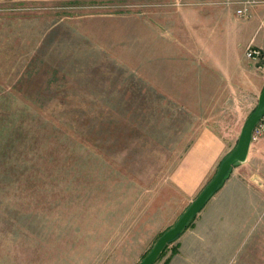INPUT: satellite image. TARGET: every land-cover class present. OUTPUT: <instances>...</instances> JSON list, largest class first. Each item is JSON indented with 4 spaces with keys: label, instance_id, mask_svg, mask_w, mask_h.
<instances>
[{
    "label": "rangeland",
    "instance_id": "obj_1",
    "mask_svg": "<svg viewBox=\"0 0 264 264\" xmlns=\"http://www.w3.org/2000/svg\"><path fill=\"white\" fill-rule=\"evenodd\" d=\"M224 1L0 0V264H139L177 222L191 140H234L264 87L238 45L264 20ZM248 157L256 187L153 264H264V136Z\"/></svg>",
    "mask_w": 264,
    "mask_h": 264
},
{
    "label": "crops",
    "instance_id": "obj_2",
    "mask_svg": "<svg viewBox=\"0 0 264 264\" xmlns=\"http://www.w3.org/2000/svg\"><path fill=\"white\" fill-rule=\"evenodd\" d=\"M234 1L236 2L232 3L230 0H226L223 3L227 8H232L233 11H236V8L240 6L239 2L243 0ZM257 1L258 2L250 5V17L245 19L248 21L253 18H259V24L261 25L264 20V0ZM262 12L263 15L261 14ZM253 36H251L246 43L244 42L238 45L245 48L248 43H254ZM255 45L264 49L263 42ZM228 137H230V140L227 136L220 135L217 131H214V127H200L197 134L191 140L189 147L180 158L174 171L169 175L170 182L174 183L177 187L176 189L186 205L190 204L200 193L213 175L219 162L235 147L238 137H235L234 140H231L233 136L230 135ZM230 143H232L233 147L226 153V145ZM250 166L249 157H247L245 162L234 165L219 189L208 199L205 206L198 213V216L203 215L202 211L206 209L208 204L213 207V210L218 204L223 208L226 207V205L230 206V204L235 201L236 191H246L247 188H255L256 184L253 180L254 174ZM204 212H206V210H204ZM215 213L216 212H212L211 215L213 216Z\"/></svg>",
    "mask_w": 264,
    "mask_h": 264
},
{
    "label": "water",
    "instance_id": "obj_3",
    "mask_svg": "<svg viewBox=\"0 0 264 264\" xmlns=\"http://www.w3.org/2000/svg\"><path fill=\"white\" fill-rule=\"evenodd\" d=\"M264 114V87L258 95L255 109L246 117L240 129L236 146L231 153L223 159L214 177L206 184L201 192L195 197L177 222L165 230L155 241L151 250L144 256L139 264H153L164 246L176 238L186 227L191 217L197 215L205 206L209 197L216 191L218 186L228 176L233 165L243 163L247 160L252 143L251 134L257 121Z\"/></svg>",
    "mask_w": 264,
    "mask_h": 264
},
{
    "label": "built area",
    "instance_id": "obj_4",
    "mask_svg": "<svg viewBox=\"0 0 264 264\" xmlns=\"http://www.w3.org/2000/svg\"><path fill=\"white\" fill-rule=\"evenodd\" d=\"M258 2L257 0H243L239 2L240 6L236 8V14L239 17L249 18L250 17V5ZM244 55L248 59L255 60L258 63V68L264 73V49L256 46L253 42L248 43L244 48ZM264 135V114L255 124L251 140L252 142L259 140Z\"/></svg>",
    "mask_w": 264,
    "mask_h": 264
},
{
    "label": "trees",
    "instance_id": "obj_5",
    "mask_svg": "<svg viewBox=\"0 0 264 264\" xmlns=\"http://www.w3.org/2000/svg\"><path fill=\"white\" fill-rule=\"evenodd\" d=\"M254 109H255V107H254ZM254 109H253V110H254ZM253 110H252V111H253ZM233 166H234V165H233ZM221 184H222V183H221ZM221 184H220V185H221ZM220 185L218 186V188L216 189V191L219 189ZM216 191H215V192H216ZM215 192H214V193H215ZM214 193H213V194H214ZM213 194H212V195H213ZM212 195H211V196H212ZM211 196H210V197H211ZM210 197H209V199H210ZM207 201H208V200H207ZM195 217H196V215L190 218V220L188 221V223H187L185 229L190 225V223L195 219ZM185 229H184V230H185ZM184 230H183V231H182V232H181L176 238H174L173 240L169 241V242L164 246V248H163L162 251L160 252L159 256L157 257L156 261H157L158 259H160V258L164 255V252H165L167 246H168L170 243H172L173 241H175V240H176V239H177V238H178V237L184 232ZM176 249H177V245H176L173 249H171V254H172V255L175 254V253L177 252ZM156 261H155V262H156ZM169 261H170V258L168 257V258H167L162 264H168ZM155 262H154V263H155Z\"/></svg>",
    "mask_w": 264,
    "mask_h": 264
}]
</instances>
